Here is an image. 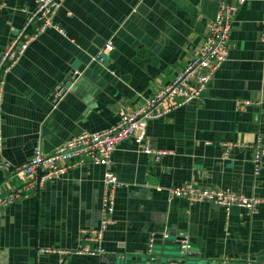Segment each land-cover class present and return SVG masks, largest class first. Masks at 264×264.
I'll return each instance as SVG.
<instances>
[{
	"label": "crops",
	"instance_id": "obj_1",
	"mask_svg": "<svg viewBox=\"0 0 264 264\" xmlns=\"http://www.w3.org/2000/svg\"><path fill=\"white\" fill-rule=\"evenodd\" d=\"M35 4L0 0V54ZM217 10L218 0H63L54 16L63 33L47 28L4 76L1 156L20 165L39 143L50 152L76 134L113 125L184 68ZM263 12L264 0L239 6L232 48L200 97L149 120L150 144L167 151L158 162L132 138L115 146L110 168L121 184L103 253L41 251L81 246L99 223L106 166L83 162L4 208L0 264L138 262L151 234L165 232L170 239L187 235L196 264H264V154L256 173L252 161L258 136L264 147ZM242 101L249 103L238 106ZM186 183L262 201L253 214L234 207L227 215L211 202L168 198L170 188Z\"/></svg>",
	"mask_w": 264,
	"mask_h": 264
},
{
	"label": "built area",
	"instance_id": "obj_2",
	"mask_svg": "<svg viewBox=\"0 0 264 264\" xmlns=\"http://www.w3.org/2000/svg\"><path fill=\"white\" fill-rule=\"evenodd\" d=\"M246 1L218 0V10L215 18L209 23L207 36L184 68L168 84L159 87L134 110L123 113L113 125L104 130L85 131L76 134L50 152H45L39 143L34 146L31 158L27 162L12 165L1 156L0 120V174L7 172L5 177L0 175V213L18 198L42 187L47 180L66 172L71 166L83 162L104 165L106 170L103 177L100 219L96 228L84 236L86 243L74 249H41L45 253H58L60 255H98L103 253L104 248L101 244L103 232L112 221L115 191L121 184L110 168L112 151L121 140L132 138L136 141L138 149L151 156L154 162H158L167 153L166 150L155 148L150 144L147 134L149 120L162 117L173 108L200 97L201 92L207 88L213 79L215 71L228 57L232 48L230 33L234 16L239 6L245 4ZM62 2L63 0H36L34 9L27 12L23 25L2 50L0 54V104L3 96L4 76L25 53L29 42L47 28H54L63 33V29L54 20ZM260 39L264 42V12L261 20ZM112 49V41L108 40L105 44V50L110 52ZM98 59L102 61L101 56ZM247 103L249 102H238V106ZM227 153L228 150H225L223 155H227ZM263 154L264 147L261 143V137L258 136L253 147L252 158L255 173L261 168ZM9 179H16L20 184L13 187V185H9ZM5 187H8L7 190ZM175 196L185 197L189 202H211L221 206L227 215L234 207L245 210L247 214H253L262 201L260 198L248 196L229 188L199 186L192 183L170 188L168 198ZM162 235L164 238L168 236L166 232ZM181 236V248L188 250L190 242L187 235L182 234ZM155 239V234H151L149 247ZM88 242L93 244L88 245Z\"/></svg>",
	"mask_w": 264,
	"mask_h": 264
},
{
	"label": "water",
	"instance_id": "obj_3",
	"mask_svg": "<svg viewBox=\"0 0 264 264\" xmlns=\"http://www.w3.org/2000/svg\"><path fill=\"white\" fill-rule=\"evenodd\" d=\"M99 62L101 64L103 63V61ZM68 74L72 78L77 76V72L74 70H70ZM66 83L67 79L56 88V92L62 94ZM155 236L156 240L147 248L143 258L139 257L136 259L138 262H127L126 264H196L195 261L188 259L195 255L189 250L181 248V235L175 236L171 239L168 238V236L164 238L162 234Z\"/></svg>",
	"mask_w": 264,
	"mask_h": 264
}]
</instances>
